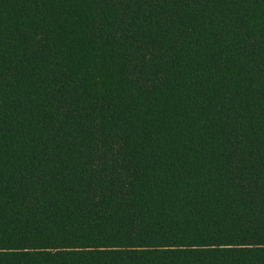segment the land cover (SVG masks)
Wrapping results in <instances>:
<instances>
[{"label": "trees", "instance_id": "trees-1", "mask_svg": "<svg viewBox=\"0 0 264 264\" xmlns=\"http://www.w3.org/2000/svg\"><path fill=\"white\" fill-rule=\"evenodd\" d=\"M0 264H264V0H0Z\"/></svg>", "mask_w": 264, "mask_h": 264}]
</instances>
